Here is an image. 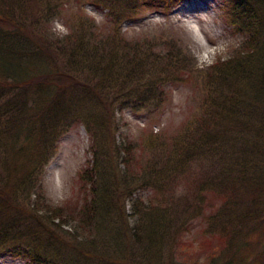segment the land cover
Returning <instances> with one entry per match:
<instances>
[{"label": "trees", "instance_id": "trees-1", "mask_svg": "<svg viewBox=\"0 0 264 264\" xmlns=\"http://www.w3.org/2000/svg\"><path fill=\"white\" fill-rule=\"evenodd\" d=\"M38 1L0 0V257L30 264H134L127 254L131 238L123 255H108L89 237L62 231L68 222L60 211L43 207L41 169L52 143L73 122L87 129L93 150L79 179L86 182L91 170L103 174L72 221L96 234L130 185L154 192L165 202L155 205L161 213L143 210L132 242L144 253L154 247L160 258V247L172 242L169 231H189L187 217L200 216L210 195L218 206L205 216L206 232L224 245L209 264H264V0H222L230 33L240 42L202 70L168 34L127 39L117 28L131 20L138 3L167 12L176 0H73L107 11L111 32L96 33L95 22L83 16L65 40L26 27L27 4ZM182 82L193 92L195 112L175 134L145 141L148 159L133 175L132 159L111 132L115 114L129 110L153 120L167 100L165 88ZM112 160L119 164L110 168ZM181 176L187 189L177 210L170 205L171 188ZM249 248L263 256L247 261Z\"/></svg>", "mask_w": 264, "mask_h": 264}, {"label": "rangeland", "instance_id": "rangeland-1", "mask_svg": "<svg viewBox=\"0 0 264 264\" xmlns=\"http://www.w3.org/2000/svg\"><path fill=\"white\" fill-rule=\"evenodd\" d=\"M143 1L149 0H140ZM27 5L31 12L27 16L30 21L26 22V27L33 28L36 34H41L44 38L65 40V37L73 32V25L83 16L95 22L96 33L105 35L111 32L110 25L104 24L107 11H97L85 3L77 4L73 0H39L36 5L33 3ZM223 8L222 0H176L170 4L167 12L164 8L154 9L138 3V10L132 14L131 20H121L117 28L127 39L164 38L168 34L180 40L183 47L188 48L195 59L196 67L202 70L219 57L223 59L229 56L230 49L240 42L238 37L231 35ZM165 90L167 100L156 112L153 120L145 119L143 114L136 116L129 110L115 114L116 123L111 127V132L114 133L115 143L121 144V149L126 151V159L129 162L132 159L129 170L133 175H139L141 162L148 159L147 153L143 151L145 141L161 132L167 136L175 134L195 112L196 99L184 82L170 84ZM68 126L69 129L52 143L51 154L41 169V179L39 178L46 201L43 207L48 205L50 209H58L61 221L66 224L68 222L62 227V231L71 236L89 237L92 244L100 246L97 247L99 251L108 255H123L126 252L125 239L131 238V249L127 248V254L134 264H209L211 254L219 251L224 245L223 241L206 232L205 216L218 206V200L210 195H207V202L200 216L187 217L190 219L186 220L190 223L189 231L179 226L178 230L169 231L168 238L172 242L160 247L162 253L160 258L155 255L154 247L148 253H144L132 242L134 233H139L138 225L142 211L152 208L156 213H161L156 210L155 205L160 206L165 202L154 192L136 189L134 184L130 185L120 195L121 202L120 200L119 204L114 202L112 208L105 213L108 216L107 226L100 227L96 234L91 232L85 223L72 221L78 219V213L85 204L84 200L90 199L89 189L93 180L97 181L98 175L103 173L91 170L90 178L86 182L79 179L87 162L93 156L91 137L82 124L72 122ZM102 135L106 138L109 132L104 130ZM116 164L119 163L115 160L109 162L110 168ZM119 169L122 170V167ZM114 175L112 172V176ZM121 187L125 189L124 186ZM186 189L187 183L184 176H181L177 179L176 186L171 188L173 200L169 203L172 208L180 210V198ZM161 215L167 216L165 212ZM168 218L170 219L169 216ZM101 224L103 225V222ZM51 234L58 237L57 230H52ZM59 237L62 239L63 235ZM82 243L85 244L84 241ZM65 244H68V241ZM69 244L73 245V240ZM245 256L247 261H251L254 256L263 255L249 248ZM0 264L30 262L5 254L0 257Z\"/></svg>", "mask_w": 264, "mask_h": 264}]
</instances>
